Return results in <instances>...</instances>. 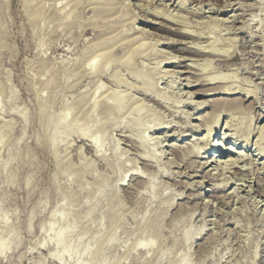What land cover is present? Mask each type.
<instances>
[{
  "label": "rangeland",
  "instance_id": "rangeland-1",
  "mask_svg": "<svg viewBox=\"0 0 264 264\" xmlns=\"http://www.w3.org/2000/svg\"><path fill=\"white\" fill-rule=\"evenodd\" d=\"M217 40L216 54L199 52ZM229 85L238 94L214 90ZM113 91L129 96L121 113L101 102ZM68 113L83 126L56 145L50 120ZM215 118L211 142H238L204 166ZM263 125L264 0H0V264H57L64 213L67 239L106 245V264H264Z\"/></svg>",
  "mask_w": 264,
  "mask_h": 264
},
{
  "label": "bare ground",
  "instance_id": "bare-ground-1",
  "mask_svg": "<svg viewBox=\"0 0 264 264\" xmlns=\"http://www.w3.org/2000/svg\"><path fill=\"white\" fill-rule=\"evenodd\" d=\"M46 1V0H45ZM117 1V0H116ZM114 3V2H113ZM119 3V2H118ZM153 3V2H152ZM124 4V3H123ZM46 5H48V4H46ZM45 5V6H46ZM71 6H73V5H71ZM164 6V5H163ZM29 7H30V5H29ZM47 8H48V6H46ZM70 7V6H69ZM90 7V6H89ZM47 8H45L46 10H47ZM5 9V8H4ZM51 9V8H50ZM89 9V8H88ZM93 9V8H92ZM96 9H98V8H96ZM101 9V8H100ZM106 9V8H105ZM120 9V8H119ZM119 9H118V11H119ZM46 10H45V12H46ZM90 10V9H89ZM104 10V9H103ZM113 10V9H112ZM107 11V10H106ZM96 12H101V11H96ZM47 13V12H46ZM95 14V13H94ZM101 14V13H100ZM156 14V13H155ZM7 15V14H6ZM47 15H49V14H47ZM117 15V14H116ZM175 16V15H174ZM46 17V16H45ZM131 17V16H130ZM231 17H233V16H231ZM37 18V17H36ZM35 18V19H36ZM38 20H39V18H37ZM175 19V18H174ZM225 20V19H224ZM228 21V20H227ZM31 22V21H30ZM37 22V21H36ZM96 22H98L97 20H96ZM100 22V21H99ZM107 22V21H106ZM173 22V21H172ZM29 23V22H28ZM43 24V23H42ZM100 24V23H99ZM106 24V23H105ZM130 24V23H129ZM41 25V24H40ZM48 25V24H47ZM131 25V24H130ZM133 25V24H132ZM10 26V25H9ZM44 26V25H43ZM206 26H207V24H206ZM210 26V25H209ZM46 27H48V26H45V28ZM52 27V26H51ZM110 27V26H109ZM126 27V26H125ZM127 27H129L128 25H127ZM202 27V26H201ZM200 27V28H201ZM97 28V27H96ZM121 28V27H120ZM199 28V29H200ZM212 28V27H211ZM220 28V27H219ZM48 29V28H47ZM68 29V28H67ZM92 29V28H91ZM214 29H216V28H214ZM50 30V29H49ZM93 30V29H92ZM201 30V29H200ZM37 31V30H36ZM41 31V30H40ZM43 32H44V30H42ZM98 31H99V29H98ZM102 31V30H101ZM133 31V30H132ZM38 32V31H37ZM47 32V31H46ZM97 32V31H96ZM145 32V31H144ZM100 33V32H99ZM182 33V32H181ZM42 34V33H41ZM188 34V33H187ZM33 35V34H32ZM34 36V35H33ZM142 36H144V35H142ZM40 37V36H39ZM57 37V36H56ZM56 37H55V39H56ZM112 38V37H111ZM119 38V37H118ZM125 38V37H124ZM203 38V37H202ZM36 39V38H35ZM107 39V38H106ZM144 39V38H143ZM39 40V39H38ZM169 40V39H168ZM224 40V39H223ZM127 42V41H126ZM131 42V41H130ZM217 42H219L218 40L216 41V42H211V43H209L208 45H205V47L203 46V45H201L202 46V48L200 49L199 48V52L201 51V53H215L216 52V49H217V47H216V45H217ZM40 43V42H39ZM118 43V42H117ZM120 43V42H119ZM200 43V42H199ZM135 44V43H134ZM154 44V43H153ZM196 44V43H195ZM38 45V44H37ZM135 46V45H134ZM134 46H132V47H134ZM198 46V45H197ZM200 46V47H201ZM138 47V46H137ZM193 47V46H192ZM139 48V47H138ZM195 48V47H194ZM142 49H143V47H142ZM45 50V49H44ZM39 51V50H38ZM116 51V50H115ZM138 54L139 52H138V49H137V52H133V53H130V55L128 56V58L126 59V62L127 63H129L131 60H133V58H134V56H135V54ZM38 54V53H37ZM150 54V53H149ZM216 54V53H215ZM42 55V54H41ZM107 54L105 53V52H101L100 54H98L97 56H95L94 58H92L91 59V61L89 62V67L91 66V68L92 69H98L99 67H100V65L102 66L103 64L105 65V64H107V61H108V59H107V56H106ZM201 55V54H200ZM212 55H214V54H212ZM46 56V55H45ZM139 57V56H138ZM145 57V56H144ZM177 61V60H176ZM206 61H208V60H206ZM163 63H166V64H175L176 62L174 61V60H172V59H169V58H167V60H163V61H161V63L160 64H163ZM49 65H50V63H49ZM72 65V64H71ZM70 65V66H71ZM76 65V64H75ZM130 65H131V62H130ZM162 66V65H161ZM192 66V65H191ZM60 67V66H59ZM61 67H62V65H61ZM72 67V66H71ZM63 68V67H62ZM70 68V67H69ZM68 68V69H69ZM203 68V67H202ZM75 69V68H74ZM202 71V70H201ZM53 72V71H52ZM46 73V72H45ZM66 73V72H65ZM117 74V73H116ZM175 74H176V72H175ZM44 75V74H43ZM200 77V76H199ZM206 77V76H205ZM65 78V77H64ZM146 78V77H145ZM191 78V77H190ZM197 78V77H196ZM195 78V79H196ZM208 81H210V83H214L215 81H218L219 79H220V77H218V76H215V75H209L208 76ZM66 79V78H65ZM203 79V78H202ZM118 81V80H117ZM116 81V82H117ZM149 81V80H148ZM188 81V80H187ZM190 81V80H189ZM207 81V80H206ZM68 82V81H67ZM70 82V81H69ZM81 82V81H80ZM119 82V81H118ZM150 82V81H149ZM197 82V81H196ZM221 82V81H220ZM191 83V82H190ZM209 83V82H208ZM118 84V83H117ZM218 84V83H217ZM147 85V84H146ZM191 85V84H190ZM194 85V84H193ZM67 86V85H66ZM119 86V85H118ZM122 86V85H121ZM149 86V85H148ZM186 86H188V84L186 85ZM228 86V85H227ZM223 87V86H222ZM222 87H219V88H217V89H215L214 88V90L216 91V90H224V92L225 93H223V94H225V95H228V96H233V95H236V94H238L237 92H234V89L232 88V87H230V85H229V87L228 88H224V89H222ZM234 87V86H233ZM147 88H149V87H147ZM191 88V87H190ZM213 90V89H212ZM99 92V91H98ZM150 92V91H149ZM148 92V93H149ZM223 92V91H222ZM240 92V91H239ZM146 93V92H145ZM193 94V93H192ZM191 93H190V95H192ZM210 94V93H209ZM241 94V93H240ZM97 95V94H96ZM214 95V94H213ZM246 96H247V94H246ZM153 97V96H152ZM156 98V97H155ZM187 98V97H186ZM192 98V97H191ZM128 99H129V96H127V95H123L121 92H119V91H113V92H109L108 94H106L105 96H104V98H103V100L101 101L102 103L104 102H106L107 103V100H112V102H113V104H111V105H107V104H105L107 107L108 106H110V107H108V110H112L113 111V114H117V113H121V112H123V111H125L126 110V103H127V101H128ZM157 99V98H156ZM155 100V99H154ZM157 100H159V101H164V98L161 96V95H158V99ZM189 100V99H188ZM229 100H231V99H229ZM233 100V99H232ZM40 101V100H39ZM156 101V100H155ZM41 102V101H40ZM39 102V103H40ZM43 102V101H42ZM109 103H112V102H110V101H108ZM227 101H225V102H223V104L225 105V103H226ZM231 101H228L227 103H230ZM4 103H5V101H4ZM44 103V102H43ZM159 103V102H158ZM161 103V102H160ZM166 103V102H165ZM205 103H207L206 101L205 102H201V103H199L198 104V106H197V108L196 109H202L203 108V106H204V104ZM216 103V102H215ZM219 103V102H218ZM218 103H216L217 105H218ZM221 103L222 102H220V106H221ZM226 103V104H227ZM232 103H233V101H232ZM97 102L94 104V106L96 107L97 105ZM170 104V103H169ZM197 104V103H196ZM235 104V106L236 107H241L240 106V103H239V105H236V103H233L232 105H234ZM101 105V104H100ZM99 105V106H100ZM161 105V104H160ZM163 105V104H162ZM216 105V106H217ZM228 105V104H227ZM50 106V105H49ZM105 106V107H106ZM193 106V105H192ZM41 107H43V106H41ZM88 107V106H87ZM94 107V108H95ZM219 107V106H218ZM233 107V106H232ZM235 107V108H236ZM40 108V107H39ZM45 108V107H44ZM111 108V109H110ZM234 108V107H233ZM42 109V108H41ZM46 109V108H45ZM88 109V108H87ZM44 110V109H43ZM49 110V109H48ZM57 110H58V108H57ZM71 110V109H70ZM239 110H240V108H239ZM238 110V111H239ZM42 111V110H41ZM106 111H107V108H106ZM141 111V108L140 107H135L134 109H133V113H136L138 116H139V114H141V113H139ZM215 111V110H214ZM218 111V110H217ZM52 112V111H51ZM70 112V111H69ZM73 112V111H72ZM72 112H70V113H72ZM115 112V113H114ZM41 113V112H40ZM43 113H44V111H43ZM45 113H46V110H45ZM74 113V112H73ZM215 113H216V111H215ZM60 114V113H59ZM106 114V113H105ZM126 114V113H125ZM61 115V114H60ZM63 115V114H62ZM73 115V114H72ZM46 116V115H45ZM67 116H69V113L68 114H65L64 115V117L62 118V119H60V120H50V123H49V127L52 129V132H53V135H52V142L54 143V144H56L57 142H58V140L59 141H63V140H60V139H62L61 137H63V136H68V135H70L71 134V132H73V131H75V133H78L77 131H79V129L83 126V124L81 123V122H79V121H76L75 123H72V122H69L68 121V118H67ZM189 116H191V115H189ZM47 117V116H46ZM117 117V116H116ZM215 117V116H214ZM39 118V117H38ZM205 118V117H204ZM184 119V118H183ZM23 120V119H22ZM42 120H44V119H42ZM47 120V119H46ZM82 120V119H81ZM149 120V119H148ZM46 122V121H45ZM162 122V121H161ZM206 122V121H205ZM208 122H210V121H208ZM13 123V122H12ZM47 123V122H46ZM26 124V123H25ZM203 124V123H202ZM208 124V123H207ZM229 124V123H228ZM42 125V124H41ZM47 125V124H46ZM46 125H44V126H46ZM100 125V124H99ZM18 126V125H17ZM43 126V127H44ZM95 126V125H94ZM94 126H92V127H89L90 128V130H89V133H87V135H89L90 134V131H92L93 129H94ZM139 126H145L146 128H145V130L146 129H148L147 128V124H146V122H144L143 120H140V124H139ZM218 126H219V120H218V118H215L214 120H212L211 122H210V124H209V126H208V133H207V136L205 137V142L204 143H206L205 145H207L208 146V149H206L207 151L204 153V156H207V154H209L210 152L212 153V155L211 156H215V160L213 161H211V164L212 163H214V162H218L219 160H216L217 158H219V157H221V156H223V152L224 151H222L221 149H222V147H225V149H226V151H227V153L229 154L230 153V156L231 155H233V152H234V146L232 147H227L226 148V146H227V144L224 142L225 140L227 141L228 140V138H230V139H234L236 142L234 143V144H236L237 142H238V138H236V136L234 137V138H231L230 137V135H227V134H224L223 135V138L221 139V138H219V139H217L216 141H212L211 142V137H212V135H213V133L217 130V128H218ZM264 126V125H263ZM206 127H207V125H206ZM46 128L48 129V127L46 126ZM45 128V129H46ZM115 128V127H114ZM141 128V127H140ZM158 128H161L160 127V125H159V127ZM200 128V127H199ZM198 129V128H197ZM201 129V128H200ZM22 131V130H21ZM45 131V130H44ZM48 131V130H47ZM47 131H45V134H47ZM195 132H196V130H194ZM198 131H199V129H198ZM72 134H74V132L72 133ZM71 134V135H72ZM84 134V133H83ZM86 134V133H85ZM103 137V135L101 134V133H99V132H96L94 135H92L91 137L93 138L92 140H91V142L94 140V138L95 137ZM232 136V135H231ZM241 136V135H240ZM143 137V136H142ZM142 137H141V139H142ZM65 138V137H64ZM70 138V137H69ZM242 138V137H241ZM3 139H4V132H3V130H1L0 129V142H2L3 141ZM33 139V138H32ZM203 140V141H204ZM51 141V140H50ZM240 141V140H239ZM243 142V141H242ZM23 143V142H22ZM49 143V142H48ZM62 143V142H61ZM24 144V143H23ZM93 145H94V148L95 149H98L99 147H98V145H96L94 142L92 143ZM143 144V142L141 143V145ZM197 144V143H196ZM248 144V139H246V141H245V145H247ZM33 145V144H32ZM57 145V144H56ZM55 145V146H56ZM140 145V146H141ZM144 145V144H143ZM204 144H203V146H205ZM59 146V145H58ZM40 147V146H39ZM200 147V146H199ZM51 148H53V147H51ZM196 148V147H195ZM193 149V151L194 152H197L198 154H199V150L201 149V148H196V149ZM38 149V148H37ZM39 149H41V148H39ZM38 149V150H39ZM204 149V148H203ZM11 150V149H10ZM42 150V149H41ZM61 150H62V148H61ZM259 151H261V150H259ZM62 152V151H61ZM200 152H201V150H200ZM218 153V155H214V154H217ZM241 153V152H240ZM59 154H60V152H59ZM147 154V153H146ZM145 154V155H146ZM237 154V153H236ZM235 154V155H236ZM263 154V152H260L259 153V155H262ZM43 155V154H42ZM62 155V154H61ZM239 155H241V154H239ZM6 156V155H5ZM144 156V155H143ZM211 156H207L208 158H206V157H204V158H206V159H208L207 160V162H203L204 163V166H205V164L207 165L210 161V159H211ZM53 157V156H52ZM198 157V156H197ZM225 157V156H224ZM16 159V158H15ZM25 159V158H24ZM54 159V158H53ZM147 159V158H146ZM240 159V158H239ZM239 159H237L236 157L235 158H231V157H229L226 161H223V162H226L228 165L230 164V165H232V167H233V165H234V167L236 166V164L238 163V162H240L239 161ZM26 160V159H25ZM55 160V159H54ZM128 163V162H127ZM200 163V162H199ZM219 163L221 164V162L219 161ZM4 164V163H3ZM210 164V165H211ZM220 164H218V165H220ZM223 164V163H222ZM225 164V163H224ZM223 164V165H224ZM111 165V164H110ZM128 165V164H127ZM126 165V166H127ZM209 165V166H210ZM42 166V165H41ZM202 166V165H201ZM226 166V165H225ZM211 167V166H210ZM216 167V166H215ZM218 167V166H217ZM219 167H221V166H219ZM218 167V168H219ZM227 167V166H226ZM225 167V168H226ZM229 167V166H228ZM227 167V168H228ZM217 168V169H218ZM217 169H215L214 168V170H215V172L217 171ZM223 170H224V168H223ZM222 171V170H221ZM208 173V172H207ZM211 173H213V172H211ZM216 175H219L218 173H215ZM214 174V175H215ZM132 175H137V173H135V172H133V174ZM65 176V175H64ZM71 177V176H70ZM89 177V176H88ZM86 179V178H85ZM224 179V178H223ZM148 180V179H147ZM156 180V179H155ZM146 182H148V181H146ZM154 182V181H153ZM222 185H224V186H227L228 185V183H227V180L226 179H224L223 181H222ZM51 184V183H50ZM145 184V183H144ZM23 185V184H22ZM68 185V184H67ZM24 187H25V185H24ZM27 188V187H26ZM25 188V189H26ZM57 188V187H56ZM157 189V188H156ZM24 196V195H23ZM52 197V196H51ZM52 199V198H51ZM58 210V209H57ZM64 212V211H63ZM62 212V213H63ZM61 213V214H62ZM57 217V216H56ZM68 214H66V213H64V214H62L60 217H59V220L60 221H63V225L56 231V233L54 234V241H55V244L56 245H58L60 248H61V251L59 252V253H54V254H52L51 255V258L57 263V264H64V258L65 257H69V259L70 258H72L73 256H75V255H79L80 257H82L83 255H85L86 253H89L90 254V256H91V261H90V263H87V264H106V260H100V258H101V255H102V253L104 252V250H105V248H106V245H104V244H95L96 246V248L94 249V251L90 248V247H85L84 249H82V250H80V251H78L79 249H77L75 246H74V244H73V241L72 240H69V239H67V237H68V235L69 234H71L72 233V230H73V226H72V224L71 223H69L68 222ZM98 220V219H97ZM55 221V220H54ZM57 221V220H56ZM54 224H55V222H52L51 223V227H52V229H54ZM56 225H57V223H56ZM199 232L201 231V230H198ZM190 234V232L189 231H187V233H186V237H188V235ZM196 234V233H195ZM197 234H198V232H197ZM199 234H201V233H199ZM165 236V235H164ZM191 236H193V235H191ZM64 239H66L65 241H64ZM152 241H154V240H152ZM2 242H6V240H5V238L4 237H0V243H2ZM188 242V241H187ZM190 242V241H189ZM6 245V244H5ZM5 245L3 244L2 246H1V253L4 251V247H5ZM142 244H140V246H141ZM143 247V246H142ZM168 251V250H167ZM80 252V253H79ZM165 255V254H164ZM149 256V255H148ZM168 256V255H167ZM188 256V255H187ZM168 258V257H167ZM187 258H189V257H187ZM190 258H191V256H190ZM188 262V261H187ZM187 262L185 261V260H181V261H179L177 264H187ZM54 263V262H53Z\"/></svg>",
  "mask_w": 264,
  "mask_h": 264
}]
</instances>
